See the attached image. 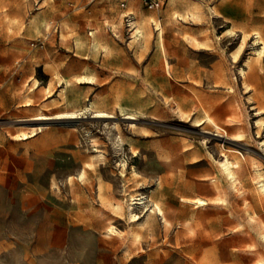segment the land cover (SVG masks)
Returning a JSON list of instances; mask_svg holds the SVG:
<instances>
[{"label":"rangeland","instance_id":"1","mask_svg":"<svg viewBox=\"0 0 264 264\" xmlns=\"http://www.w3.org/2000/svg\"><path fill=\"white\" fill-rule=\"evenodd\" d=\"M156 1L0 0V264L264 259V195L256 188L264 177V126L256 127L264 125V63L252 34L264 32V0ZM135 23L153 35L149 44L133 41ZM195 40L211 46L206 55ZM247 62L257 75L244 83L238 69ZM214 67L223 71L219 81ZM174 68L191 79L175 82ZM177 93L221 108L183 120L171 102ZM97 111L112 118H92ZM72 115L78 119H62ZM208 116L228 138L201 126ZM239 128L244 140H229ZM236 157L242 197L218 166ZM81 172L83 180L68 182ZM196 199L206 205L196 208ZM154 204L170 227L150 214Z\"/></svg>","mask_w":264,"mask_h":264},{"label":"bare ground","instance_id":"2","mask_svg":"<svg viewBox=\"0 0 264 264\" xmlns=\"http://www.w3.org/2000/svg\"><path fill=\"white\" fill-rule=\"evenodd\" d=\"M194 6V5H193ZM192 6V7H193ZM189 7H190V5H189ZM195 8V7H194ZM214 8V7H213ZM192 9V8H191ZM215 9V8H214ZM213 13L215 12V11H213V9H210ZM197 11V10H196ZM193 12H195V10L193 11ZM192 14V13H191ZM195 14V13H194ZM193 14V15H194ZM215 15H216V12L214 13ZM196 15V14H195ZM193 17V16H192ZM195 18V17H194ZM217 18H221V16H219V15H217ZM185 19H187V18H185ZM147 22H148V20H147ZM157 23V22H156ZM156 23H154V26L156 27V28H158V25L156 24ZM149 24V23H148ZM159 24V23H158ZM150 25V24H149ZM148 25V26H149ZM145 26H146V24H145ZM141 26L140 25H138V24H136L135 23V25L133 26V28H132V38H133V41H135V42H137L138 41V38L139 39H142L143 41H144V43H146V44H149L151 41V38L153 37V35H152V37H151V33L149 32V31H147V30H144V32H142V30H141V28H140ZM143 27V26H142ZM154 27V28H155ZM148 28V27H147ZM146 28V29H147ZM149 29V28H148ZM233 29V28H232ZM155 30V29H154ZM162 29H160V31H159V33H158V35H157V44H158V47L160 48V51L162 52V54H163V56L164 57H166V55L168 54V51H167V47L165 46V43H164V40H163V33H162V31H161ZM235 32V31H234ZM244 33V32H243ZM246 34V36H244V34H243V36L241 37L242 39H241V42H240V44H239V46H238V49H237V51L235 52V53H231L230 54V60H229V64H230V66H234V65H237L238 64V62H239V59H240V56H241V53H242V51H243V49H244V47H245V45H246V41H247V39H249V34L248 33H245ZM249 36H248V35ZM253 34V36H254V41H253V45H259L260 46V50L256 53V55H257V57H256V59L258 60L257 61V64H260V65H262V63H264V32H260V31H255V32H253L252 33ZM233 36H234V33L230 30V29H227L225 32H224V34H223V38L224 39H227V40H229V39H231V38H233ZM252 36V35H251ZM93 37H95V36H93ZM60 39H65L62 35H60ZM93 39V38H92ZM253 39V38H252ZM206 42V41H205ZM145 45V44H144ZM194 46H195V49H196V51L199 53V54H205L206 52H208L209 50H210V48H211V46L209 45V44H207V42L206 43H200V42H198V41H196L195 40V42H194ZM96 47H97V42H96V40L95 39H93L92 40V45H91V48L92 49H96ZM148 47V46H147ZM206 55V54H205ZM250 62V61H249ZM249 62H247L246 64H245V67H246V70H244V69H238V76L241 78V80L245 83V82H247L249 79H250V77H252L253 75H257V71L251 66V62L249 63ZM259 62V63H258ZM253 64V63H252ZM166 66H167V64H166ZM166 68V67H165ZM224 70V69H223ZM172 77H173V80L175 81V82H180V81H186V80H188V79H191V74H189V72H184L183 70H181V71H178L177 70V68H174V69H172ZM213 73V72H212ZM193 76V75H192ZM91 78V77H90ZM209 78V77H208ZM214 78L215 79H218V80H216V81H219V79H221V78H223V71H222V69L220 68V67H214ZM213 78V79H214ZM211 79V78H210ZM30 80H32V79H30ZM29 80V81H30ZM260 80H262V79H260ZM222 81V80H221ZM225 82V81H224ZM262 82H264V81H262ZM221 83V82H220ZM220 83H219V85H220ZM37 81L35 80V79H33L32 80V85H31V87L30 88H34L35 89V87H37ZM256 84H258V83H256ZM217 85H218V83H217ZM218 85V87H220ZM222 85V84H221ZM243 85V84H242ZM215 86V85H214ZM244 86H246V85H244ZM223 87V86H222ZM249 87V86H248ZM29 88V89H30ZM247 89V88H246ZM250 89V88H249ZM254 89V88H253ZM250 90H252V89H250ZM248 91V90H247ZM257 97V96H256ZM259 97H260V95H259ZM261 99V98H260ZM29 101H30V99H29ZM171 102L173 103V106H175V111H176V113H177V115L181 118V119H189L190 118V116H192L193 114L192 113H194V115L197 117L200 113H204V114H207L208 112H211L212 110H217L218 108H221L220 106H219V103H217L216 101H213V100H211V98H209V97H204V96H201V94H200V98L197 100V102H194L193 100H187L184 96H182V95H180V94H178L177 93V95L175 96V97H173V98H171ZM28 103V102H27ZM171 103V104H172ZM89 105H88V107H86L87 109H88V111L87 112H89L90 110H92L93 108H94V103H92V102H90V103H88ZM230 104V103H229ZM228 104V105H229ZM169 105V104H168ZM221 105V104H220ZM170 106H172V105H170ZM230 106V105H229ZM238 108V107H237ZM239 109V108H238ZM234 110V109H233ZM121 112H123V111H121ZM262 112H264V110H262ZM259 109L258 110H256L255 111V113H256V115H261V113H262ZM84 113V112H83ZM82 114V113H81ZM94 116L92 117V118H94V119H110V118H112V116L110 115V114H107V113H104V112H99V111H97V112H94ZM190 114H192V115H190ZM212 114V113H211ZM71 115V114H70ZM69 115V116H70ZM73 115H75V114H73ZM72 115V116H73ZM209 115V114H208ZM68 117V116H66V117H64V118H62V119H69V120H76V119H78L77 117H75V116H73V117ZM211 117V116H210ZM240 117V116H239ZM239 117H238V119H233V120H230L229 121V123L231 124V125H234V124H240V120H239ZM58 118V117H57ZM59 119V118H58ZM61 119V118H60ZM205 119V118H204ZM213 119V118H212ZM211 118H209V116L208 117H206V120L203 122L202 120H200V121H202L203 122V124H201L202 122H199L196 118H195V124L196 123H200L201 124V126H205L204 127V129L205 130H211V127H213L214 129H216V133H217V131H220V132H222L223 133V135H222V138H228V133H227V131L225 130V129H223V128H221L222 126H219V124H217V123H219V122H215V121H213ZM41 120H45V119H35V121H41ZM124 120H129V121H131V120H134L130 115H128ZM193 120V119H192ZM193 122V121H192ZM199 125V124H198ZM240 126V125H239ZM262 126H264V125H262L261 123H260V121H256V127H257V131H258V133H260L259 132V130H261V128H262ZM34 128V127H33ZM232 128V127H231ZM213 131V130H212ZM221 133V134H222ZM217 135V134H216ZM244 136H245V132L242 130V129H237L236 131H235V133H233L232 135H230L229 136V140H231V141H234V142H238L239 141V139H243L244 138ZM22 137L24 138H26V134H23L22 135ZM203 139H205V138H203ZM244 140V139H243ZM120 141V143H122V140L120 139L119 140ZM115 143V142H114ZM122 145V144H121ZM120 146V145H119ZM262 147H264V143H262ZM98 150V149H97ZM230 152V151H229ZM198 157V156H197ZM196 157V158H197ZM195 158V157H194ZM193 158V159H194ZM241 158H243V157H241ZM99 159V158H98ZM236 164L235 165H233L230 161H228V160H224V161H222V162H219L218 163V166H219V171H220V173L228 180V182H229V186H230V188L237 194V195H239V196H243V190H244V188H243V190H242V185H241V183H240V181H239V179H238V177H237V174H236V170L237 169H240L241 167H242V165H243V162H242V160L241 159H239V158H237L236 157ZM195 163V162H194ZM255 163V162H254ZM84 170H86V169H88V165H85V167L83 168ZM260 175V174H259ZM261 175L260 176H257V179H258V181L256 182V188H257V193H258V195H264V181H262L261 180ZM262 178H264V177H262ZM73 179H76V180H83L84 179V172H81V173H79L78 174V176L76 177V178H74V177H69L68 178V182L69 183H71V182H73ZM67 181V180H66ZM215 181V180H214ZM68 183V184H69ZM230 189V190H231ZM246 192V191H245ZM260 193V194H259ZM194 205H196L197 207L196 208H199V207H204L205 205H206V203H205V201H203L202 199H196L195 201H194ZM151 206V205H150ZM154 206H155V208L154 209H152L151 211H150V214H152V212H153V214H157L159 217H161V219H162V223L164 224V226L165 227H170L171 226V224H170V222L165 218V216H164V213H163V211L160 209V207H158L157 205H155L154 204ZM246 207V206H245ZM134 216L135 215H132V219L134 218ZM257 218V217H256ZM251 221L253 222L254 221V218H252L251 219ZM187 224V223H186ZM240 228V227H239ZM242 228V227H241ZM110 230H112V229H110ZM260 230L262 231V236H264V227H260ZM114 232V231H113ZM249 249H253V251H254V246H249ZM256 263L257 264H264V259H259V260H257L256 261Z\"/></svg>","mask_w":264,"mask_h":264},{"label":"built area","instance_id":"3","mask_svg":"<svg viewBox=\"0 0 264 264\" xmlns=\"http://www.w3.org/2000/svg\"><path fill=\"white\" fill-rule=\"evenodd\" d=\"M145 5L149 4V5H152V6H158V3L156 0H141ZM120 7L121 8H124L125 7V3H121L120 4Z\"/></svg>","mask_w":264,"mask_h":264},{"label":"crops","instance_id":"4","mask_svg":"<svg viewBox=\"0 0 264 264\" xmlns=\"http://www.w3.org/2000/svg\"><path fill=\"white\" fill-rule=\"evenodd\" d=\"M121 3H125V2H121ZM132 16V15H131Z\"/></svg>","mask_w":264,"mask_h":264}]
</instances>
